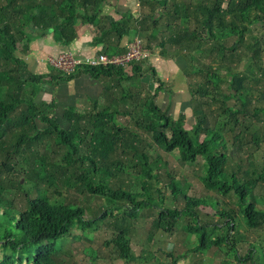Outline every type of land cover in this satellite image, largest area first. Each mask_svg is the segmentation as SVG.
Listing matches in <instances>:
<instances>
[{
	"label": "trees",
	"instance_id": "16d2710c",
	"mask_svg": "<svg viewBox=\"0 0 264 264\" xmlns=\"http://www.w3.org/2000/svg\"><path fill=\"white\" fill-rule=\"evenodd\" d=\"M102 2L0 0V264H58L61 240L102 223L112 230L106 244L127 262L133 258L131 224L145 211L154 213L152 228L168 234L189 218L182 227L195 239L189 252L224 246L231 264L254 263L253 252L242 254L243 244L230 241L237 240L239 217L251 229L264 228V212L257 209L258 199L262 204L264 199L253 194L256 184L264 187V166L256 174L259 180L245 182L246 173L228 172L226 166L237 157L253 169L264 145V0H145L148 20L131 14L129 21L142 27L150 22L157 28L166 19L159 47L187 78L182 99L193 114L191 130L184 114L171 116L157 105L167 82L147 61L81 66L72 73L55 69L61 80L81 72L103 79L101 101L89 110L69 107L59 113L39 89L49 76L23 78L24 55L35 41L54 34L74 42L77 26L93 25ZM148 75L154 91L146 88L147 81L144 91L133 86ZM145 135L157 153L176 152L183 163L203 160L202 186L212 196L183 193L172 180L162 190L150 156L136 146ZM133 167L134 177L127 174ZM71 190L86 191L100 203L94 216L88 217L93 208L84 202L67 199ZM230 193L235 210L219 201ZM201 206L216 210L222 223L201 224Z\"/></svg>",
	"mask_w": 264,
	"mask_h": 264
},
{
	"label": "rangeland",
	"instance_id": "374dc122",
	"mask_svg": "<svg viewBox=\"0 0 264 264\" xmlns=\"http://www.w3.org/2000/svg\"><path fill=\"white\" fill-rule=\"evenodd\" d=\"M143 0L138 1L136 3V0L133 2H129L127 4L128 7H134L135 8L132 11L131 14L137 15V16H145L144 9L150 11V7L146 4L145 8L141 5ZM112 5L109 7V14L112 15L113 8L115 5H118L115 0H111ZM129 11V10H127ZM126 11V12H127ZM106 13V10L104 11ZM170 15H174V13H170ZM98 19H101L100 14L97 17ZM105 20V18H104ZM176 21L180 25H184V21L179 17L176 19ZM173 24V23H172ZM167 25V21L165 18H162L159 22V32L161 33L162 29H164ZM128 37H131V32H128ZM142 39V43L144 45L149 44L150 49H148L150 52L152 49L151 45H156V50L160 51L163 48L159 47L160 41H162V38H151L150 33H148L147 38H143L142 35H139ZM39 42V41H37ZM32 44V43H31ZM172 45L170 43H167L166 50L171 49ZM173 50V49H172ZM161 52V51H160ZM63 55V54H61ZM59 55V56H61ZM58 56V57H59ZM58 57H49V59H57ZM167 57V56H165ZM172 62H168L165 65H158L154 64L155 66L158 65L161 73H159V77H162L163 80H165L167 83L162 87L164 89L165 87L168 89H171V91H175L177 93L178 89H187L186 82L187 78L184 76L183 71L180 70L179 73H174L173 71H176L177 65L174 61L175 58L172 57ZM162 63V62H161ZM159 63V64H161ZM164 66V67H162ZM243 67V65H242ZM23 78H26L23 75ZM173 78V83H169L168 79ZM186 82H185V81ZM144 81H147L146 83ZM139 82L141 85H139ZM146 85L147 89H150L154 91L156 89V83L153 82L150 76H147L144 78L143 81H134L133 86L137 89L143 87L142 84ZM181 82L182 88L180 87ZM172 87V88H171ZM145 90L144 87L142 89ZM166 90V89H164ZM84 89L82 88V85L80 83L77 84V94L76 95H83ZM184 95V94H183ZM156 101H158V104L162 105V101L158 96L156 97ZM179 100V98H177ZM187 101V100H186ZM174 102V100L172 101ZM178 102V101H176ZM157 104V105H158ZM179 111H176L175 104L171 103L168 104L170 111L169 115L176 116L180 114H184L186 116L185 121V128L187 130H191V128L194 126V120H193V114L190 109V104L186 102L179 104ZM126 119L125 117H119V120ZM118 119H116V123L119 125H122V123L119 122ZM17 121V118H16ZM62 124L65 127H68L69 124L66 120H62ZM41 128H44L43 125L40 126ZM82 134H84V130L81 131ZM5 138V137H4ZM5 141H8V138L4 139ZM90 139L89 137L86 139ZM56 142V140H54ZM151 141L149 140V137L145 135V139H142L139 143L136 144L138 151L145 152L148 156H150L152 167L154 172H156L158 179L160 180L161 188L163 190V185L167 184L169 181H173L174 184L178 185L179 188L183 193H193L194 195L198 196H205V197H211L212 194L207 191L206 188H204L203 185V175L205 171V163L203 160L199 159L196 162L192 163H183L180 161V158L176 152H173L171 154H162L157 153L158 151L151 149L148 146V143ZM228 143H231L230 140ZM236 147L231 146L230 150H234ZM229 150V148H228ZM259 157H256V163L258 166L254 167L253 169L249 167L248 164L242 165V163H246L245 160L239 159L237 157H234V160L228 163L226 168L228 169V172L230 171H243L247 175H245L243 178V181H247L250 177L254 180H259L260 172H262V168L264 166V145H262V148L260 150ZM133 161V160H132ZM106 164H109V162H106ZM240 164V165H239ZM237 165L238 168H237ZM137 167H133V173H127L129 175H132V177L135 176L134 172L136 171ZM134 174V175H133ZM242 176V175H240ZM240 176H237L240 178ZM261 183L255 185L254 193L258 196H262L264 199V187H260ZM136 189V188H134ZM169 194V192H168ZM66 196H68V200L71 201H82L85 203L86 206H90V208H93V212L88 214V217H92L95 215V212L99 210L100 203L96 202L91 196H89L86 191L82 192L81 194L77 193L74 190H71ZM230 198H219L220 203L227 204L230 206V208L235 210V203L236 200L232 196H234V193H230ZM208 197V198H209ZM263 200L258 199V206L257 209L261 212H264V204H262ZM103 206V205H101ZM203 206L198 208L199 211V218L201 224H221L222 221H220L219 217L216 215V210L210 207H204ZM178 209H181L178 207ZM227 210V209H225ZM154 213L151 212H142L140 214L139 220L134 222V224H131L132 230L129 233L130 238V244L131 249L130 252L132 254V257L129 261H125L124 259L120 258L115 254V250L109 245L106 244V240L109 239L112 235L111 229H106V225L102 223V225L98 224L96 229H87L85 232H81L78 230H73L72 235L67 238L63 239L59 242L58 247L60 249V254L57 255V261L58 264H231L233 263L234 259L231 257L232 255L229 254L227 251V247L220 246V247H209L205 250H195L194 252H189L195 247V239L188 235L187 232H185L182 227H185L189 223V218L179 222V225L176 226L175 232L168 234L164 233L160 230H154L151 226V222L154 219ZM220 221V222H219ZM236 226H237V240H231V243L239 242L243 244L244 247H240V252L242 254H245L246 251L253 252V261L251 264H262L264 262V228H250L247 226L241 217L236 219ZM153 232V234H152ZM85 234V236H83ZM151 233L152 240L149 239V234ZM252 244V245H250ZM250 245V246H249ZM254 249V251H253ZM169 253V255L167 254ZM172 258V261H171ZM250 264V263H248Z\"/></svg>",
	"mask_w": 264,
	"mask_h": 264
},
{
	"label": "crops",
	"instance_id": "0c3cea01",
	"mask_svg": "<svg viewBox=\"0 0 264 264\" xmlns=\"http://www.w3.org/2000/svg\"><path fill=\"white\" fill-rule=\"evenodd\" d=\"M118 5H115L113 8L112 15L109 14V7L112 5L111 0H103L101 5H99L98 9L101 19H97L94 21V24H80L77 26V38L74 42H64L60 37L51 34L45 39H39L32 44L31 48L24 55L25 62V70L23 71V75L28 78L29 75L35 76H49V78H45L42 80V84L40 86V92L48 102L55 103V110L59 113H63V111L69 107H75L82 110H89L90 106L95 101H101V91L103 89V79H93L89 74L85 72H81L76 74V76L72 80H61L58 77L55 68L47 61V59L51 57H58L64 53H70L75 58L78 59H86L96 56L98 54H106L113 55L122 53L127 44L130 43L131 37L126 36L124 34L126 30L131 32V35H142L147 36L148 33H153L150 30V24L146 27H141L138 21H134L133 18L131 21L130 10H133L134 7H128L127 4L129 2H133L135 0H115ZM139 1V0H138ZM145 2V0H143ZM137 3V0H136ZM143 8H145L146 4L141 3ZM106 10V13L104 11ZM129 10V11H127ZM126 11L128 13H126ZM148 10L144 9L145 16L147 15ZM134 15V14H132ZM135 18L141 17L140 15H134ZM105 18V20H104ZM143 18V16H142ZM142 20V19H141ZM113 23L111 26L110 23ZM111 27L116 29L118 34L111 32ZM112 29V31H113ZM127 32V33H128ZM163 33V30L161 31ZM162 33H154L153 37L163 38ZM120 34L123 36L120 37ZM119 37V38H118ZM118 38V39H117ZM154 50L151 58L147 61V63L151 64L153 67L157 68L158 74L161 73L158 65H165L168 62H172V56L167 55L165 57L162 52L156 50V45H151ZM161 48V47H160ZM175 61V60H174ZM162 62V63H161ZM161 63V64H159ZM154 64H158L155 66ZM164 67V66H162ZM177 73V71H173ZM170 79V78H169ZM168 79V81H170ZM173 79V78H171ZM80 83L82 88L84 89L83 95L77 94V84ZM183 82H181L180 87L182 88ZM187 88V84L185 86ZM172 88V87H171ZM165 91L161 92L158 95V98L163 102L162 105L156 103L163 110H169L170 108L168 104H175V110L179 111V104L184 103L183 94L186 93V89H178L177 93L168 88ZM179 98V100L177 99ZM157 99V98H156ZM174 100V102H172ZM98 101V102H99ZM178 101V102H176ZM189 104V103H188Z\"/></svg>",
	"mask_w": 264,
	"mask_h": 264
},
{
	"label": "built area",
	"instance_id": "2783aa9c",
	"mask_svg": "<svg viewBox=\"0 0 264 264\" xmlns=\"http://www.w3.org/2000/svg\"><path fill=\"white\" fill-rule=\"evenodd\" d=\"M146 55L143 53L141 46L138 42H134L128 48V51L122 56L107 57L105 55H99L97 58H88L86 60H80L74 58L70 54H63L57 59H51L50 62L56 68L64 72H72L77 66L89 65H124L132 60H140Z\"/></svg>",
	"mask_w": 264,
	"mask_h": 264
},
{
	"label": "clouds",
	"instance_id": "9594fccd",
	"mask_svg": "<svg viewBox=\"0 0 264 264\" xmlns=\"http://www.w3.org/2000/svg\"><path fill=\"white\" fill-rule=\"evenodd\" d=\"M140 1V0H139ZM147 16V15H146ZM139 20H148V18L147 17H145V16H143V18H142V16L141 17H137ZM136 18V19H137ZM149 24H150V22H148ZM142 27V26H141ZM159 28V24H158V27L157 28H153L152 27V25L150 24V30L153 32V33H151L150 34V37L151 38H158V39H160L159 37H153L152 35L154 34V31L156 30V29H158ZM163 31H164V29H162ZM159 32V30L158 31H156L155 33H158ZM162 33V32H161ZM143 38H147V36H143ZM142 38L138 35V34H135V35H132V37H131V41H130V43L129 44H127V46H126V48H125V50L122 52V53H118V54H113V55H106V54H98V55H96V56H93V57H91V58H97L99 55H105V56H107V57H113V56H122V55H124L127 51H128V48H129V46L131 45V44H133L134 42H138L139 43V45L141 46V48H142V51H143V53H145V57L144 58H141L140 60H132V61H130V62H128V63H126V64H124V65H112V66H125V65H127V64H130V63H137V62H139V63H142V62H145V61H148L149 60V58H151V56L153 55L154 56V54H153V50H151V52L148 50V48L150 49V45L149 44H146V45H144L143 43H142V40H141ZM160 43H161V41H160ZM159 43V44H160ZM167 44V43H166ZM148 47V48H147ZM152 47V46H151ZM152 49H153V47H152ZM64 54H70V53H64ZM162 54H163V52H162ZM70 55H72V54H70ZM73 56V55H72ZM74 57V56H73ZM75 58V57H74ZM78 59V58H77ZM86 59H88V58H86ZM86 59H80V60H86ZM47 61L51 64V62H50V59L48 58L47 59ZM52 65V64H51ZM55 69H58V68H56L54 65H52ZM81 66H89V65H80V66H77L72 72H74L78 67H81ZM99 66H107V65H99ZM99 66H89V67H99ZM60 70V69H59ZM62 71V70H61ZM72 72H69V73H72ZM68 73V72H67ZM149 76V75H148ZM147 77V76H146ZM144 80V78L142 79V80H138V81H143Z\"/></svg>",
	"mask_w": 264,
	"mask_h": 264
}]
</instances>
